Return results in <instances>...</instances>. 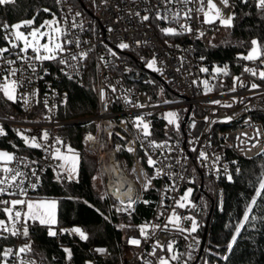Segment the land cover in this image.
Listing matches in <instances>:
<instances>
[{
	"label": "built area",
	"instance_id": "2783aa9c",
	"mask_svg": "<svg viewBox=\"0 0 264 264\" xmlns=\"http://www.w3.org/2000/svg\"><path fill=\"white\" fill-rule=\"evenodd\" d=\"M217 1L220 3V0ZM159 3L160 0H83L81 5L79 1L61 0L60 3H57L60 9L59 18L63 20L64 17H67L71 23L74 17L76 23L82 25V27L72 28L69 38L79 39L80 50H90L88 58L83 61V66L79 68L78 74L72 68L65 67L55 60L43 62L42 68H38L34 82L22 90L31 93L33 89H38V96L32 98L27 107L22 101H17L23 110L32 109L33 117L27 119L3 118L10 122L29 125L31 132L37 137L43 130H47L50 134L49 144H55L56 137L63 140L67 134L60 129V125L70 119L60 117L58 110L67 100L68 90L61 87L57 81L65 75L68 78L84 82L86 70L93 64L96 68L97 110L94 114L82 117L92 120L94 124L93 127L82 132L80 140L84 148L96 156L98 170L110 205L116 210H122L126 206L128 198L131 197L136 203L128 211H133L145 196L143 187L145 179L151 178L155 173L153 168L147 165L144 150L140 147V140L137 139L138 133L133 127L132 120L137 113L153 114L158 110L164 113V107H175L178 113L179 131L173 129L172 133L168 135L153 134L152 137L157 142L167 140L172 150L149 149L154 158L163 160L165 165H172L170 169H165L170 175L158 176L156 177L158 182L155 183L152 180L151 184V186L158 185V196L154 213L146 223L163 224L172 208L175 207V201L188 188H192L191 180L198 172L208 175L211 179L213 193L215 196L218 195L223 188L222 180L229 177L233 169L236 168L228 149L247 156L258 154L264 149V122L255 116L257 109H264V81L241 71L236 76H241L245 85L255 82L260 87L250 89V87H241L238 83L235 92H231V88L226 90L214 88L213 91L205 93L201 81L207 79L211 85H214L213 76L215 73L209 69L205 56L199 50V44L200 41L211 40L212 36L209 32L214 30L217 24L203 23V14L198 16L193 11V18L189 21L193 28L191 33L166 36L160 32V27L169 25L164 21H156L152 18L153 10ZM230 3L233 4V0H230ZM175 7L182 6L175 5ZM188 7L195 9L197 5L193 3ZM145 9L148 11L146 12ZM224 10H232V8ZM137 11L141 16L150 15L149 21L142 22L140 17L135 15ZM77 12L81 15L77 16ZM183 22L181 21V23ZM199 31H203L205 35L198 37ZM137 41L140 43L137 44ZM121 42L129 44L130 47L127 49L117 48L116 46ZM108 49H112L117 55L111 56ZM153 57L157 59V66L162 68L163 75L145 66L146 62ZM201 67H207L209 72H200ZM44 69L47 70V74ZM130 72H132V76H129ZM26 75L31 76V73H26ZM41 77L43 78L41 79ZM159 80L165 82L169 91L175 94L172 98H159V94L162 93L159 88H155V84ZM193 81H197V83L194 84ZM108 85L115 86L116 92L113 93ZM101 89H104L106 93L103 99L100 94ZM125 97L132 100L133 103H143L148 106L144 108L132 107L126 102ZM149 97H151L150 100ZM45 99H47V108L44 105ZM214 100H220L222 103L219 105L211 103ZM164 101H169V103H164ZM106 104L107 107H105ZM224 104H231L232 107H224ZM152 105L158 106L153 107ZM49 108L51 111L48 110ZM225 117H232V119L227 120L230 121V124L218 130L222 138L217 143L213 125L218 120H225ZM151 118L152 115L146 117L152 121ZM122 121H127V123H122ZM193 122L195 127H192ZM257 129L260 130L259 136L256 134ZM88 135H92L95 139L87 141ZM132 140H136L135 145L129 143ZM56 146L60 147V145ZM118 146L120 150H117ZM130 146L135 147L136 151L128 152L126 149ZM145 146L147 147L146 144ZM193 148L196 151H192ZM200 151L207 152L210 159H198ZM49 152H45L43 149L33 153L15 152L17 156L27 157L29 163L38 161L37 164H31V167L36 169L39 179L37 180L35 176L29 177L32 182L37 183L36 188L41 182L43 172L49 165H53L57 172L60 171L57 165L61 162L51 158ZM161 152L168 159L165 160L164 156H161ZM45 157L48 158L45 159ZM216 157L219 159L217 160ZM10 166L17 165L14 162ZM22 170L29 171L23 167ZM142 172L146 173L147 177L141 175ZM173 185L175 190L167 191ZM35 190L29 187L27 195L29 196ZM122 200L124 204H121ZM176 211L181 217H193L196 221L194 213L187 207L177 208ZM160 213L163 215H159ZM34 223L29 221L28 238L15 236L7 248H19L26 241L32 245L31 227ZM191 223V220H182L180 226L188 228ZM73 227L80 226L56 224L54 230L57 231L58 237L66 233L79 238L76 234L60 232V229ZM173 233L174 230H157L151 239L145 241L140 236L139 228L132 226L122 238L124 247L119 252L118 260L112 259L113 254L108 244L92 242L88 248L90 255L84 264H147L148 261H151V264H156L155 257H150L147 253L152 251L156 240L165 244ZM187 235L189 245L198 249L202 237L188 232ZM132 237L141 240L140 246L129 243V239ZM196 241L199 243L197 244ZM97 248L107 251L99 253L95 251ZM127 251L131 253L127 254ZM53 254L55 258H59L57 252L54 251ZM162 254L157 250V256ZM23 259L31 264H40L31 252L24 254ZM62 260L65 264H78L73 253L71 260H68L64 252ZM9 264H13V260H10Z\"/></svg>",
	"mask_w": 264,
	"mask_h": 264
},
{
	"label": "trees",
	"instance_id": "16d2710c",
	"mask_svg": "<svg viewBox=\"0 0 264 264\" xmlns=\"http://www.w3.org/2000/svg\"><path fill=\"white\" fill-rule=\"evenodd\" d=\"M74 1H79L82 5L83 0ZM233 6L231 11L236 14L233 27L225 28L217 22V27L209 32L212 36L211 40L200 41L199 44V50L205 56L209 69L213 71L215 64L228 67L230 75L220 74L214 79L216 90L230 89L233 85V77L243 71L244 66L259 65V61L248 62L239 57L241 54H247L251 48L250 42L255 37L257 40L264 41V10L256 7L255 0H249L247 5L242 3V0H233ZM44 8L51 9L60 17L56 0H15L14 4L0 6V21L12 24L14 20L39 13L38 20L45 14H50L42 11ZM0 46H4L2 40H0ZM57 83L68 90L67 100L60 106L58 115L70 119L61 124L60 129L67 134V137L63 138L64 143L69 144L80 154L78 182L76 179L71 182L65 179L58 180L56 168L49 165L43 172L38 188L30 195L56 197L57 224L78 225L88 233L89 239L84 241L66 233L59 237L50 236L48 225L35 222L31 227L33 235L31 253L36 256L40 264H65L62 260L63 249L69 248L78 264H84L90 255L89 244L99 242L108 244L113 254L112 259L118 260L119 252L124 247L122 238L130 228H121L120 225L130 224L131 227L139 228L138 226L145 224L152 217L158 196V185H152L145 190L144 198L133 211L116 210L110 205L104 191L96 156L87 151L80 140L82 132L93 127L94 124L92 120L82 117L94 114L97 110L96 68L93 64L87 68L84 82L64 75ZM155 88L160 90L163 88L164 93L159 94L160 99L172 98L175 95L161 80L157 81ZM31 110L25 111L18 102L7 101L0 95V117L27 119L33 117ZM163 114L158 110L152 114L151 118L153 134L158 136L168 135L174 129L162 118ZM255 116L264 122V109H257ZM3 124L7 135L0 136V146L10 149L11 152L33 153L42 150L26 146L17 135L16 129L30 130L29 125L7 120H4ZM228 124L230 121L224 119L214 123L213 130L217 143L222 138L218 130ZM228 150L236 168L230 175L231 180L228 177L222 180L223 188L217 196L213 193L211 179L206 173L198 172L191 180L193 192L190 197L191 203L187 208L195 215L198 225L196 235L203 236L209 219L207 242L194 264H264V199L257 198V204L252 206L253 211L249 213V221L241 229L237 242L231 250L228 249L231 237L235 234L236 225L242 222L245 208L250 203L255 188H258V177L264 176V149L252 156L236 153L232 149ZM153 180L155 183L158 182L156 178ZM211 209L212 213L209 216ZM0 218H4L2 213ZM13 240V236L0 239V248H7ZM170 240L176 241L175 248L180 253H191L190 260L187 255L181 257V264L184 260L192 264L198 249L189 245L187 232L181 233L174 230L166 243ZM54 251L59 254V258L54 257ZM225 256L228 259H224Z\"/></svg>",
	"mask_w": 264,
	"mask_h": 264
},
{
	"label": "snow or ice",
	"instance_id": "6c2138e0",
	"mask_svg": "<svg viewBox=\"0 0 264 264\" xmlns=\"http://www.w3.org/2000/svg\"><path fill=\"white\" fill-rule=\"evenodd\" d=\"M61 0H57L60 3ZM15 0H0V6L14 4ZM195 3L197 7L195 9L188 7L189 4ZM242 3L247 5L249 0H242ZM175 5H181L182 7L176 8ZM222 5L223 7H221ZM233 4L230 0H220L219 5L215 0H160V3L155 6L152 18L156 21H164L169 26L160 27V32L166 36H179L184 33H191L193 28L189 21L193 18V11L199 14H203V23L213 25L219 22L220 26L225 28L233 27V22L236 18L235 12H230L227 17H225L224 9L233 8ZM256 7L258 9L264 10V0H256ZM42 11L46 13H51L52 18L44 20L41 24L37 25L36 20L39 13L34 15L30 19H24L14 24H8L6 22L0 21V40L4 42V46H0V95L3 96L7 101L16 103L17 101H22L27 107L32 98L38 96V89H33L31 93H26L22 91L34 82V78L37 74L38 68H42L43 62L45 61H57V63L64 65L65 67L72 68L77 74L79 68L83 66V61L87 60L89 51L80 50V41L78 38H69L71 36V29L76 27H82L78 25L73 17L71 23L67 17L63 20L58 18L55 13L49 8H44ZM147 12L148 9H145ZM77 16L81 13L77 12ZM139 16L141 21H149L150 15H140V12L135 13ZM181 21H184L181 23ZM175 25V26H171ZM159 27V25H158ZM24 29V30H22ZM205 33L203 31L198 32V37H203ZM137 44L140 42L137 41ZM251 48L247 54H241L240 59L248 62H257L259 65L257 67L244 66L243 72L249 73L253 77H258L260 80H264V42L253 39L251 40ZM171 46V45H170ZM119 49H127L130 47L127 43H119L117 46ZM179 47V45H176ZM78 50V51H77ZM111 56H116L117 53L112 49H108ZM14 57V58H10ZM103 59V57H101ZM183 59V58H181ZM201 59H204L201 57ZM158 62L155 57L150 61L146 62V67L155 72H159L163 75L162 68L158 67ZM63 70V69H62ZM179 70V69H177ZM200 72L208 73L209 69L207 67H201ZM128 71H131L128 69ZM31 73V76L26 75V73ZM45 74L47 70L44 69ZM213 72L217 75L213 76L216 79L218 75L223 74L225 76L230 75L228 67L225 65L223 67L216 66ZM43 77H41L42 79ZM197 83V81H193ZM205 89V93L213 91L216 85H211L209 80L205 79L201 81ZM239 83L241 87H250V89H258L259 84L253 82L250 85H245L241 76L233 77V85L230 89L231 92L236 91V85ZM223 85L221 84V87ZM110 90L115 93V86L108 85ZM161 93H163V88H161ZM102 99L106 96L104 89L100 91ZM126 102L136 108H144L148 105L143 103H133L132 100L125 97ZM149 100L151 97L148 98ZM39 102V101H37ZM164 103H169V101H164ZM213 104H221L220 100L211 101ZM44 105L47 108V99L44 100ZM157 107L158 105H152ZM224 107L231 108V104H224ZM107 107V104L105 105ZM51 111V109H48ZM151 113L140 114L137 113L132 124L137 131V139L140 140V147L144 150V156L146 157L147 165L153 168L155 175L151 178H146L144 182V190H147L151 184L152 180L161 175H170L165 169H170L171 164H164L163 160L159 158H154L153 153L149 149H167L171 151V146L168 141L157 142L153 137V130L151 126V121L146 119L147 116H151ZM163 119L167 121L168 125L173 126L174 130L179 131V121L178 113L175 111H168L163 114ZM14 119V117H12ZM207 119V118H206ZM232 117H225V120H231ZM122 123H127V121H122ZM192 127H195L193 122ZM17 135L24 141L25 145L34 149H43L45 152H49L51 158L60 161L57 165L60 170L57 174V179H65L71 182L76 179L78 182L79 175V164H80V154L70 145H66L63 140L59 137L55 138V144H49L50 134L47 130H43L39 137L28 136L24 131L19 129L15 130ZM30 131V130H25ZM257 136L260 135V130H256ZM7 132L2 123H0V136H6ZM111 135V134H110ZM246 135V134H245ZM255 139V137H253ZM95 137L88 135L86 137L87 141L94 140ZM132 145L136 144V140L129 142ZM259 143V141H257ZM147 145V147L145 146ZM56 145H60L57 147ZM16 147L15 145L13 146ZM255 147V145H253ZM65 149L62 151L61 149ZM117 150H120L119 146ZM128 152L133 153L136 151L135 147H128L126 149ZM192 151H196L195 148ZM161 156L164 153L161 152ZM48 157H45L47 159ZM164 159H168L164 156ZM198 159L209 160L210 157L207 152L200 151ZM218 160L219 157H216ZM17 166L13 167V163ZM38 161L28 162L27 157L17 156L15 152H9L7 150H0V213L3 214L4 218H0V239H7L8 236H23L25 238L29 237V221L39 222L41 225H56L57 221V201L56 200H33L28 197V188L35 190L37 183L30 180V176L37 177L39 179L38 173L35 168L31 167V164H37ZM161 165V166H157ZM23 168L29 169V171H23ZM135 171V169H133ZM147 177L146 173H141ZM229 180L232 179L231 176L228 177ZM27 184V187H26ZM174 185L167 189V191H174ZM119 191V189H117ZM130 191V189H129ZM193 189L188 188L184 194L175 201V207L168 218L163 224L158 223H145L139 227L140 236L148 241L155 234L157 230L169 231L175 230L181 233H195L197 231V222L193 217H181L176 211L177 208H186L191 203L190 197L192 195ZM257 198L264 199V176L258 177V188H255L250 203L246 206L245 211L242 216V222L238 223L235 228V234L232 235L231 241L228 244V249L231 250L232 246L237 242V237L241 233V229L245 227V223L249 221V213L253 211L252 206L257 204ZM136 203L131 197L128 198V202L124 207V211H128L133 208ZM147 203V201H145ZM124 204V201H121ZM193 207L195 205H192ZM99 211V210H97ZM103 215V213H101ZM159 215H163L160 213ZM182 220H191V226L188 228L181 227ZM121 228L131 227V225H120ZM60 232H69L79 236L81 240L87 241L89 239L88 233L81 227H73L71 229H60ZM58 233L53 228L49 227L48 235L56 236ZM129 243L132 245L140 246L141 240L135 237L129 239ZM198 244L199 241H196ZM176 241L170 240L165 244H161L159 240H156L153 244L152 251L148 252L147 255L150 257H155L156 264H181V257L183 255L188 256V260L191 259V253H180L178 249L175 248ZM157 250L161 253H167L157 256ZM32 251V245L30 242H25L19 248H0V264H9L10 260H13V264H31V262L25 261L23 255ZM63 251L66 253V258L71 260L72 250L69 248H64ZM96 252L104 253L107 250L103 248L95 249ZM224 259H228L227 256ZM188 260H184L182 264H188ZM147 264H151L148 261Z\"/></svg>",
	"mask_w": 264,
	"mask_h": 264
},
{
	"label": "rangeland",
	"instance_id": "374dc122",
	"mask_svg": "<svg viewBox=\"0 0 264 264\" xmlns=\"http://www.w3.org/2000/svg\"><path fill=\"white\" fill-rule=\"evenodd\" d=\"M215 2L219 5V3H218V1L217 0H215ZM221 6V5H220ZM222 7V6H221ZM230 12H232L231 10H224V14H225V17H227V15L230 13ZM55 13V12H54ZM56 14V13H55ZM34 15H31V16H27V17H23V18H20V19H17V20H14L13 22H12V24H14V23H17V22H19V21H21V20H24V19H30V18H32ZM56 16L58 17V15L56 14ZM52 18V15H51V13L50 14H45V16L43 17V18H41V19H38V20H36V24L37 25H39V24H41L44 20H47V19H51ZM59 18V17H58ZM22 30H24V29H22ZM250 50V49H249ZM216 66H219V65H217V64H215L214 65V67H216ZM163 111H164V113H166V112H168V111H175L176 112V108L175 107H173V106H166V107H164L163 108ZM3 121H4V118L3 117H0V123H2L3 124ZM4 125V124H3ZM22 129V131H24L25 132V134L26 135H28V136H36V135H34L32 132H30V131H25L26 129H23V128H21ZM66 145H69V144H66ZM0 150H7V151H9V152H11V150L10 149H8V148H6V147H3V146H0ZM62 151H65V149H61ZM96 185H97V183H95ZM29 198H31V199H33V200H56L57 201V198L56 197H53V196H44V195H29L28 196ZM56 212H57V210H56ZM57 221H58V215H57ZM38 222V221H37ZM49 226V225H48ZM55 226L56 225H51V226H49V227H51V228H55ZM130 254L131 252L129 251H127V254ZM164 254H167V253H164Z\"/></svg>",
	"mask_w": 264,
	"mask_h": 264
},
{
	"label": "water",
	"instance_id": "95a60500",
	"mask_svg": "<svg viewBox=\"0 0 264 264\" xmlns=\"http://www.w3.org/2000/svg\"><path fill=\"white\" fill-rule=\"evenodd\" d=\"M129 76H132V72L129 73ZM183 125H184V122L182 123V126ZM212 209H211V212L209 213V216H211ZM208 226H209V219L207 220L206 228H205L203 236H202L201 244H200V246L198 248L197 256H196V258H195V260H194V262L192 264L195 263V261L197 260V258L202 253V251H203V249L205 247V244H206V241H207Z\"/></svg>",
	"mask_w": 264,
	"mask_h": 264
}]
</instances>
